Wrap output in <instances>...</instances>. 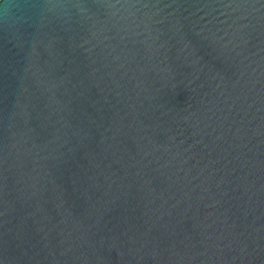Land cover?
Returning <instances> with one entry per match:
<instances>
[{"label":"water","instance_id":"1","mask_svg":"<svg viewBox=\"0 0 264 264\" xmlns=\"http://www.w3.org/2000/svg\"><path fill=\"white\" fill-rule=\"evenodd\" d=\"M0 264H264V0H0Z\"/></svg>","mask_w":264,"mask_h":264}]
</instances>
